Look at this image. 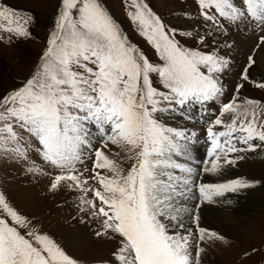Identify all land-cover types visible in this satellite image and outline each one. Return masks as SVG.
I'll return each instance as SVG.
<instances>
[{
	"label": "snow or ice",
	"instance_id": "6c2138e0",
	"mask_svg": "<svg viewBox=\"0 0 264 264\" xmlns=\"http://www.w3.org/2000/svg\"><path fill=\"white\" fill-rule=\"evenodd\" d=\"M194 2L205 29L195 36L198 47L182 44L178 36L193 33L166 24L147 0H124L127 18L154 49L158 62H153L102 0H61L54 30L29 77L0 92V152L27 164L28 173L49 177V191L63 182L91 193L93 199H80L94 217H103L96 235L118 239L111 264H201L202 245L223 240L200 225L202 204L251 186L243 179H198L201 171L178 159L189 156L197 132L168 126L164 114L206 126L203 175H221L243 154L264 151V102L242 96V82L227 102L223 99L222 76L230 60L219 49L232 45L202 50L209 48L210 38L217 45L216 34L241 25L259 31L255 48L264 47V0ZM32 21L30 14L0 0V42L30 38ZM254 63L249 55L240 80L264 90V82L250 81ZM213 103L218 114L209 111ZM194 109L199 120L191 114ZM97 140L101 148L94 147ZM109 144L119 151L106 154ZM189 200L197 202L190 208ZM0 264L77 261L0 193Z\"/></svg>",
	"mask_w": 264,
	"mask_h": 264
},
{
	"label": "rangeland",
	"instance_id": "374dc122",
	"mask_svg": "<svg viewBox=\"0 0 264 264\" xmlns=\"http://www.w3.org/2000/svg\"><path fill=\"white\" fill-rule=\"evenodd\" d=\"M6 2L30 14L33 21L30 38L17 40L12 44L0 42V92L20 86L21 82L29 77L38 63L42 50L47 46V39L54 30L61 5V0H6ZM147 2L166 24L181 32L193 33L192 37L178 36L182 44L198 47L195 36L197 33L203 35L205 29L202 27L203 21L199 17L194 0H147ZM102 3L120 24L129 40L144 51L151 61L158 62L154 49L138 35L127 18L124 0H102ZM259 35H261L259 31L244 25L239 29L231 27L227 35L216 34L214 38L218 42L217 45H212L210 38L209 48L202 49L209 51L212 47L224 43L232 45L230 49L224 47L219 49L221 55H225L230 60V69L222 76L227 89L224 102L230 99L235 85L241 82L245 85L241 90L242 96L264 102V90L255 88L253 83L240 80V72L247 64L248 56L253 55L255 63L248 72L250 81L264 82V47L255 48L259 42ZM155 79L154 77V81ZM154 86L161 88L158 82H155ZM209 111L219 113V105L213 103ZM191 114L199 120L198 109L192 110ZM170 116L188 124L189 130L197 132L196 148L199 155L189 150V156L179 158L185 159L188 166L189 163L196 162L198 171H202L204 164L201 162L208 159L206 126L182 119L178 114H164L162 120L168 126L173 125L171 119L169 121ZM94 147L101 148V142L94 141ZM109 149L111 152L119 151L111 144L103 150L110 155ZM243 155H245L243 160H238L239 163L233 166L225 167L221 175L201 173V177L198 178L210 183L243 179L250 185H258L257 190L249 187L238 193H226L224 197L216 198L213 203L202 204L209 210L215 209L221 220H209L202 214L200 225L217 232L223 240L206 241L202 245L201 264H264V154L258 155L257 151ZM32 159L38 165H42V161L35 154L32 155ZM238 164H243V167L239 166L237 171L233 170ZM27 166L0 152V193L5 195L10 205L30 220L34 229L53 238L70 257L77 261V264H111L113 253L118 247V239H113L111 233L101 237L96 235L97 231L102 230L103 217H94L90 206L82 203L80 199L81 196L85 199H93L91 193L84 194L70 189L63 182L58 190L49 191L50 178L28 173ZM87 167L91 168V161H87ZM81 170L83 171V166ZM84 175L89 176L90 173L85 172ZM239 198L241 200H237ZM196 202L195 200L193 203ZM99 207L100 204L96 201V208ZM81 208L87 210L82 212ZM198 214H201V211Z\"/></svg>",
	"mask_w": 264,
	"mask_h": 264
},
{
	"label": "bare ground",
	"instance_id": "6f19581e",
	"mask_svg": "<svg viewBox=\"0 0 264 264\" xmlns=\"http://www.w3.org/2000/svg\"><path fill=\"white\" fill-rule=\"evenodd\" d=\"M264 65V64H263ZM170 119H171V122H172V126H174V127H184V126H186V127H188L189 125L188 124H185V123H182V122H180L177 118H172L171 116H170V118H169V121H170ZM181 120V119H180ZM170 122V123H171ZM166 123H167V121H166ZM196 144L197 143H195L194 145H191V146H189V150H191V151H194L195 153H197V156L199 155V151H197V148H196ZM260 153H262V154H264V151H261V150H258V155L260 154ZM179 159V161L180 162H182V163H187L186 162V160L185 159H180V158H178ZM190 159V158H189ZM238 163H239V161H237ZM188 164V163H187ZM196 162H194V164L193 163H189V166L190 167H193V168H195V169H197L198 170V168L199 167H197L196 165ZM233 166V165H232ZM239 166L242 168L243 167V164H238V165H236L234 168H233V170H235V171H237L238 170V168H239ZM250 187H252L253 189H256L257 190V188H258V185H251ZM261 189V188H260ZM237 200H241L240 198L239 199H237ZM195 200H189V201H187L186 202V204H187V206L188 207H192V205L194 204L193 202H194ZM202 208H200L199 209V212L201 211V214H199V216L200 215H202L203 214V216H205V217H207V219H209V220H213L214 219V221L216 220V219H218V220H221V218H219L218 217V213L217 212H215L214 210L215 209H213V208H210L211 210H209L208 209V207L206 206V207H203V206H201ZM242 208V207H241ZM246 208V207H245ZM248 208V207H247ZM186 222H188V221H186ZM241 229L243 230L244 229V223L242 222V224H241ZM75 238V237H74ZM75 241V240H74ZM77 241L79 242V240L77 239ZM77 242V243H78Z\"/></svg>",
	"mask_w": 264,
	"mask_h": 264
}]
</instances>
